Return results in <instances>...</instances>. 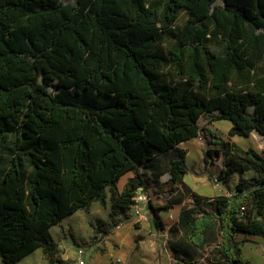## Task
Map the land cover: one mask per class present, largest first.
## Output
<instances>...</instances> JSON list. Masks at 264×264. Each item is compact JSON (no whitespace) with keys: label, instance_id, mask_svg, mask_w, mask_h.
<instances>
[{"label":"trees","instance_id":"16d2710c","mask_svg":"<svg viewBox=\"0 0 264 264\" xmlns=\"http://www.w3.org/2000/svg\"><path fill=\"white\" fill-rule=\"evenodd\" d=\"M215 112L231 137L264 136V0H0V264L38 248L51 264H75L52 228L110 203L94 245L141 187L158 227L186 199L169 230L171 264H200V251L203 264H246L236 236L264 237V152L206 127L221 179L254 174L232 195L185 182L181 143Z\"/></svg>","mask_w":264,"mask_h":264},{"label":"rangeland","instance_id":"374dc122","mask_svg":"<svg viewBox=\"0 0 264 264\" xmlns=\"http://www.w3.org/2000/svg\"><path fill=\"white\" fill-rule=\"evenodd\" d=\"M212 44L215 48L220 46L218 41H213ZM250 112H253V107L250 108ZM214 115H216V112L203 115L199 120L201 127L200 136L197 137V140H194L195 143L188 142L184 144L190 150L187 159L191 170L188 181L194 184L200 191L209 195L217 194V192L235 191L239 177L250 178L254 172L236 173L231 175L228 180L221 179L223 158L214 152L212 155H209V149H216L218 147L210 144L209 136L205 134L204 130L206 127H213L224 139L226 138L230 141L233 139V142L242 150L254 148L257 151L264 152V136L258 132H253L250 136L231 137L229 135V130L232 127L231 121L226 119L213 121ZM215 177L220 179V183L214 182ZM164 178H167V176H164ZM183 196L184 190L181 193L179 192L176 195L170 196L168 199H161L159 203L174 201ZM84 215L82 226H79L78 221H74L65 227L59 225L53 227L52 232L55 233L60 241L63 257L76 256L78 248L82 247L85 250L82 258L87 262L93 260L94 264H105L106 258H104V254L110 252L113 253L112 261H115L117 264H171L173 262L174 259L170 251L171 235L169 227L174 223L175 216L171 212H165V222L162 228L155 224L151 210L148 213L147 219L143 222H139L130 211L126 216H123L121 227L114 229L111 235L103 237L94 245H91V237L93 235L92 224L98 221H111V204L109 203L104 208L99 202H95L90 211H85ZM258 218L260 219V217ZM138 223L141 224L140 227L137 226ZM121 231L127 234V238L133 240V242L127 243L128 248H124L122 244L116 242L117 233ZM179 237L175 236V239ZM236 239L238 251L241 253L246 264H264L263 236L240 233ZM120 251L122 252L119 253ZM196 256L198 263L203 264L208 256V251L197 252ZM32 258H37V254H34ZM118 259H121V261ZM75 264H79V262L75 261Z\"/></svg>","mask_w":264,"mask_h":264},{"label":"crops","instance_id":"0c3cea01","mask_svg":"<svg viewBox=\"0 0 264 264\" xmlns=\"http://www.w3.org/2000/svg\"><path fill=\"white\" fill-rule=\"evenodd\" d=\"M201 134V132H200ZM200 136V135H199ZM198 137V136H197ZM197 137H194V138H191L190 140H187L185 142H182L181 143V146L186 148L188 150V155H189V148L187 147V145H184L185 143H188V142H193L195 143L194 140H197ZM209 138V137H208ZM210 140V138H209ZM225 140H228L225 138ZM232 142H233V139H232ZM191 170L189 171V173L186 175L185 177V182L196 192L200 193V194H204V195H209V194H205L204 192L200 191V189H198L194 184H191L189 183L188 181V176L190 174ZM133 176V172H128L126 173L125 175H123L119 181V189L122 191L126 185V183L128 182L129 178ZM197 182V181H196ZM223 193H226L225 191ZM223 193H220V192H217V194H223ZM217 194H214V195H217ZM184 196H185V192H184ZM183 196V197H184ZM185 197L182 199V201L180 203H177V204H174L168 211L171 212L174 216H175V221L174 223L169 227V230L170 228L175 225L177 222H178V219H179V216H180V212H181V209L183 207V205L185 204ZM84 210H78L76 211L74 214H72L71 216L65 218L64 220H62L58 225L59 226H62V227H65L66 225L74 222V221H78L79 223V226H82L83 225V220H84ZM165 212L167 211H163L162 212V218H163V221H164V214ZM172 216V215H171ZM165 222V221H164ZM118 227H121V226H118ZM117 227V228H118ZM53 230V228H52ZM125 232L121 231V232H118L117 233V239H116V242H119L120 244H122V246L124 248H128L127 246V243L129 242H133L132 239H129L127 238V234H124ZM54 237L56 238V240L59 241L58 237L55 235V233H53ZM111 235V234H110ZM240 235V234H238ZM237 237V236H236ZM59 244H60V241H59ZM60 248H61V244H60ZM122 251H120L119 253H121ZM34 254H37V258H32L34 256ZM98 255V254H97ZM102 255V254H100ZM103 257V255H102ZM112 257H113V253L110 252L108 254H104V258H106V261L104 262L105 264H109L111 261H112ZM65 258V257H64ZM65 259H71V260H74V261H79V256L77 255V252H76V256L75 255H72V256H67ZM77 259V260H76ZM119 261H121V259H118ZM86 261V260H85ZM18 264H51L49 259L46 257L45 253H44V250L43 248H38L36 249L34 252H32L30 255L26 256L25 258H23ZM86 264H94L93 260L91 262H87L86 261Z\"/></svg>","mask_w":264,"mask_h":264},{"label":"built area","instance_id":"2783aa9c","mask_svg":"<svg viewBox=\"0 0 264 264\" xmlns=\"http://www.w3.org/2000/svg\"><path fill=\"white\" fill-rule=\"evenodd\" d=\"M214 182L220 183V179L215 177ZM226 194L232 195L233 191H227ZM149 200L150 197L148 192L143 187H141L133 197L131 213L139 222H143L148 217V213L150 212ZM84 253L85 250L82 247L78 248L77 255L79 256V264H86L85 259L82 258Z\"/></svg>","mask_w":264,"mask_h":264}]
</instances>
